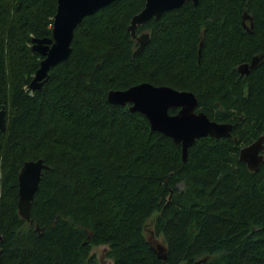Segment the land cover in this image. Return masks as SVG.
Segmentation results:
<instances>
[{
	"label": "trees",
	"instance_id": "obj_1",
	"mask_svg": "<svg viewBox=\"0 0 264 264\" xmlns=\"http://www.w3.org/2000/svg\"><path fill=\"white\" fill-rule=\"evenodd\" d=\"M144 3L117 0L84 18L69 57L31 91L42 59L31 40L51 37L57 0H0V264H98L99 246L112 264H264V162L250 172L239 161L264 137V0L164 13L136 29L149 42L133 57L127 28ZM141 83L191 92L231 137L197 140L183 162L142 115L108 103V92ZM39 159L48 169L26 222L18 174Z\"/></svg>",
	"mask_w": 264,
	"mask_h": 264
},
{
	"label": "water",
	"instance_id": "obj_2",
	"mask_svg": "<svg viewBox=\"0 0 264 264\" xmlns=\"http://www.w3.org/2000/svg\"><path fill=\"white\" fill-rule=\"evenodd\" d=\"M117 0H57V10L53 19L50 38L32 39L31 50L42 59L39 68L29 84L31 91L40 90L48 78L49 71L65 61L71 52V42L75 28L86 17L92 16ZM199 0H145L143 8L132 17L127 31L138 43L133 57L138 56L149 42V35H136V29L151 19L158 20L164 13L180 9L187 3L196 6ZM201 47V45H200ZM257 58L250 64L239 66L238 72L247 76L257 65ZM109 104L127 107L131 113H139L149 123L150 129L170 138L181 147L185 162L188 150L202 138H230L233 126L209 120L202 112H197V99L191 92L177 91L166 86L141 83L124 91H110ZM176 111L170 115L169 111ZM5 132V108H0V133ZM239 161L250 172H256L264 162V137L261 136L239 151ZM48 167L41 159L23 163L18 174L17 209L21 219L30 220V210L39 188L43 172ZM157 258L165 260V248L154 249Z\"/></svg>",
	"mask_w": 264,
	"mask_h": 264
},
{
	"label": "rangeland",
	"instance_id": "obj_3",
	"mask_svg": "<svg viewBox=\"0 0 264 264\" xmlns=\"http://www.w3.org/2000/svg\"><path fill=\"white\" fill-rule=\"evenodd\" d=\"M150 223H147V227L145 230V237L147 241L154 249H157L158 247L165 248V244L163 242L162 237L156 235L153 232V228L151 227ZM106 252H107V247L99 246L93 248L91 254L95 255L98 264H112V261L109 258H107Z\"/></svg>",
	"mask_w": 264,
	"mask_h": 264
}]
</instances>
